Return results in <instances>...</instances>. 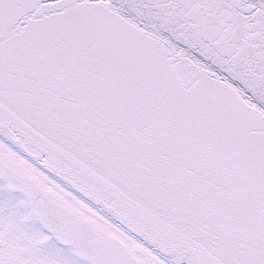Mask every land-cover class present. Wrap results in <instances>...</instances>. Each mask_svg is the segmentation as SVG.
Instances as JSON below:
<instances>
[{
  "label": "snow or ice",
  "instance_id": "1",
  "mask_svg": "<svg viewBox=\"0 0 264 264\" xmlns=\"http://www.w3.org/2000/svg\"><path fill=\"white\" fill-rule=\"evenodd\" d=\"M0 264H264V0H0Z\"/></svg>",
  "mask_w": 264,
  "mask_h": 264
}]
</instances>
